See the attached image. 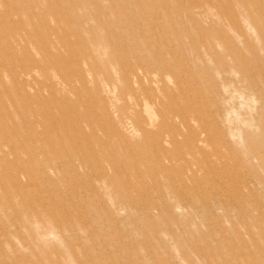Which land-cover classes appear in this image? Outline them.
I'll use <instances>...</instances> for the list:
<instances>
[{"label":"rangeland","instance_id":"obj_1","mask_svg":"<svg viewBox=\"0 0 264 264\" xmlns=\"http://www.w3.org/2000/svg\"><path fill=\"white\" fill-rule=\"evenodd\" d=\"M0 264H264V0H0Z\"/></svg>","mask_w":264,"mask_h":264}]
</instances>
